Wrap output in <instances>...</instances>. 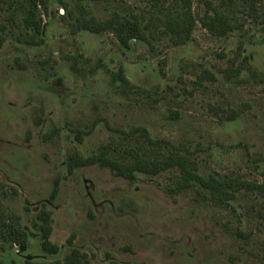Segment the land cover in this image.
<instances>
[{"label":"rangeland","instance_id":"1","mask_svg":"<svg viewBox=\"0 0 264 264\" xmlns=\"http://www.w3.org/2000/svg\"><path fill=\"white\" fill-rule=\"evenodd\" d=\"M81 3L97 16L147 6L53 0L41 45L7 35L0 48V214L27 240L11 245L0 233V264H264L261 198L233 202L241 220L199 189H181L177 170L131 181L100 164L72 173L68 164L110 142L116 134L108 125L144 126L154 137L185 142L204 174L264 181V24L223 38L198 24L184 45L165 38L156 50L139 41L125 48L112 33L72 31L63 4ZM3 6L0 25L19 34L20 17L7 20ZM194 9L205 7L194 0ZM120 68L133 90L113 84ZM233 112L238 118L227 120ZM79 130L91 132L80 141ZM43 211L57 253L42 248ZM74 250L81 260L68 263Z\"/></svg>","mask_w":264,"mask_h":264},{"label":"trees","instance_id":"2","mask_svg":"<svg viewBox=\"0 0 264 264\" xmlns=\"http://www.w3.org/2000/svg\"><path fill=\"white\" fill-rule=\"evenodd\" d=\"M53 0H0V7L7 4V20L15 22V14L20 17V33L17 34L5 24L0 25V48L7 40V35H14L20 42L37 46L44 42L43 15L49 13ZM205 9L197 12L194 0H147V6L136 11L122 12L116 9L104 16L91 12L89 5L81 3L76 9L67 10L69 25L73 32L88 31L94 34L112 33L125 48H131L133 42H144L150 49L156 50L157 43L168 39L170 45L179 46L193 40L196 27L200 24L211 35L227 37L236 32H242L250 22L264 24V0H198ZM10 10H12L10 12ZM243 64L237 68L236 74L241 75ZM212 78L214 76L210 75ZM235 73V72H234ZM230 73L228 76H233ZM257 77L256 73H253ZM113 84L122 91L133 90L134 87L126 77L123 69L115 73ZM238 113L226 115V119L234 121ZM99 123L96 120L93 128ZM108 127L116 134L108 143L102 144L97 151L87 156H71L69 172L75 169L95 164L109 167L115 174L128 180H135L139 174L156 176L165 171L179 172L181 189L197 188L213 203L231 206L241 219L237 207L233 204L241 200L242 195H254L261 198L262 203L257 208L258 216L264 219V181L247 179L239 174L207 173L201 171L195 151L185 142H173L166 138L154 137L144 126L129 130ZM78 131L76 138L82 140ZM261 160L255 159L259 165ZM58 191L55 183L53 194ZM254 210V206H252ZM43 221L42 248L48 253H57L59 247L50 240L52 229L49 224L50 214L46 211L40 216ZM242 220V219H241ZM240 220V221H241ZM241 235V230H238ZM0 233L6 243L21 245L27 240L26 232L15 224L3 220L0 214ZM68 263H77L81 255L77 250L67 258ZM88 264V262H86Z\"/></svg>","mask_w":264,"mask_h":264},{"label":"water","instance_id":"3","mask_svg":"<svg viewBox=\"0 0 264 264\" xmlns=\"http://www.w3.org/2000/svg\"><path fill=\"white\" fill-rule=\"evenodd\" d=\"M21 250H25V246H21ZM30 258V257H29Z\"/></svg>","mask_w":264,"mask_h":264}]
</instances>
